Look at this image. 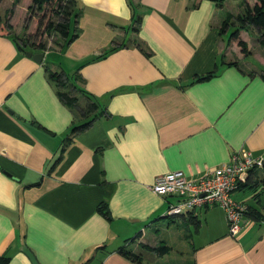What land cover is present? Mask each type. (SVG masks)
<instances>
[{
  "label": "crops",
  "instance_id": "1",
  "mask_svg": "<svg viewBox=\"0 0 264 264\" xmlns=\"http://www.w3.org/2000/svg\"><path fill=\"white\" fill-rule=\"evenodd\" d=\"M21 1L12 34L0 32V257L32 264L27 248L38 264H135L119 254L124 248L141 264L160 259L144 246L172 250L161 222L176 199L154 194L155 178L197 179L239 152L264 159V52L240 32L244 56L220 33L223 14L238 13L240 3L76 0L75 41L21 51L15 37L31 0L19 17ZM29 53L44 55L37 63ZM47 70L64 72L99 108L69 142L80 117L60 101ZM249 178L264 180V172H250L233 193L248 207L236 238L218 207L190 213L196 227L176 217L192 264H264V190Z\"/></svg>",
  "mask_w": 264,
  "mask_h": 264
},
{
  "label": "trees",
  "instance_id": "2",
  "mask_svg": "<svg viewBox=\"0 0 264 264\" xmlns=\"http://www.w3.org/2000/svg\"><path fill=\"white\" fill-rule=\"evenodd\" d=\"M1 1L2 0H0V2ZM75 1L76 0H31V4L27 10L29 12V16L33 17L35 14L42 15V20L38 22L36 33L32 37L36 38L37 36L40 38L41 36L51 38L52 36L56 35L59 39L64 41L60 46H66L75 41L78 37L76 23L79 14L76 11ZM19 2L20 0H12L9 8L4 11L3 16H0V32L6 33L7 35L12 34L10 19L12 18L15 7L19 4ZM240 6L242 8V12L240 14L235 16L230 13L227 14L226 19L221 23L220 33L224 34L231 27L236 26V28L230 32L228 41L236 42V45L240 49L241 53L244 56H247L249 55L248 46L243 40L240 39L239 33L241 30L248 27L252 28L257 32L259 36L258 44L264 52V0H258L253 5H249L246 0H241ZM47 11H49V18L46 20V24H43V19H45L44 15ZM135 23H138V19L135 20ZM234 23L236 25H234ZM24 30H26V28ZM133 31H137V28L133 27ZM15 40L18 49L21 51L27 48L30 50L37 49L44 51L47 48L46 44L43 42L39 44L31 42L29 36H23L22 38L16 36ZM112 47L116 48L115 42H113ZM47 75L49 80L55 84L57 88V96L59 97L60 101L71 110L75 111L82 119V123L71 128L70 135L67 138V141L69 142L72 136L87 130L91 126L92 122L99 117L100 114L97 112L99 108L94 102H90V99L85 92L76 88L74 82H72L64 72H52L47 70ZM210 76L211 74H207L203 77L196 78V80H206ZM261 77L264 79V74H262ZM80 96L84 97V106L79 104ZM248 182L254 186H259L262 184V189L264 190L263 179H256L253 181L252 178H249ZM98 211L102 212V214L107 217V211H105V208L100 206L98 207ZM168 217L170 218L171 216ZM183 217H187L189 223L193 224L195 227L198 225L197 221L192 217V215L189 214L182 216V218ZM144 247L148 251L153 252L158 256H164L171 251L169 247L163 244H160V246L157 247H150L147 245ZM118 252L120 255L128 258L135 264H141L139 259L140 257L138 255L133 254L124 248H120ZM8 262V257H0V264H8Z\"/></svg>",
  "mask_w": 264,
  "mask_h": 264
},
{
  "label": "built area",
  "instance_id": "3",
  "mask_svg": "<svg viewBox=\"0 0 264 264\" xmlns=\"http://www.w3.org/2000/svg\"><path fill=\"white\" fill-rule=\"evenodd\" d=\"M264 159L249 153H234L229 162L197 179L182 172H171L155 178L151 190L159 197L176 199L168 207V216H185L203 208L218 207L224 214L228 235L236 238L242 231V219L248 207L233 199L245 177L255 169L263 168Z\"/></svg>",
  "mask_w": 264,
  "mask_h": 264
},
{
  "label": "rangeland",
  "instance_id": "4",
  "mask_svg": "<svg viewBox=\"0 0 264 264\" xmlns=\"http://www.w3.org/2000/svg\"><path fill=\"white\" fill-rule=\"evenodd\" d=\"M27 2H28V0H22L21 1V5H20V7L18 9L19 11L17 13L19 15V17L22 16L21 9H20L21 6L27 5ZM236 2L237 3L239 2L241 4V0H237ZM239 7H240V9L236 8L238 13L234 12V16L237 14H240L242 12L241 6H239ZM3 13H4L3 8L0 7V16H3ZM227 14L228 13L223 14L224 18L222 21H224L226 19ZM35 15L33 17L32 16L30 17L29 12L27 13L26 18L23 19L22 24H21L23 29L19 33V38H22L23 36H29L31 42H35L37 44L43 42L44 44H46L47 47L48 46H51V48L55 47V41L58 38L56 35L52 36L53 38L52 37L51 38L41 37V36H40V38L37 36H36V38L32 37L36 33L38 22L40 20H42L41 14L36 15V16ZM16 18H18V16H16ZM44 18L45 19H43L44 20L43 24H46V20L49 18V11H47L45 13ZM31 24L35 25V27L33 29H31V27H30ZM234 25H236V24L234 23ZM25 28H26V30H24ZM235 28H236V26L231 27L229 30L226 31L225 34H230V32H232ZM240 32H243L246 34L248 42H249V46H250L252 51L258 49V45L256 43H258L259 36L254 29L248 27L246 29L241 30ZM231 42H233V44L236 45V42H234V41H231ZM228 43H229V41H228ZM57 44H59V43H57ZM233 46L234 45H232V44L231 45L228 44L226 47V51L230 53V60H233V59L236 60L238 52H239V51L238 52L235 51V53H234L233 52V48H234ZM246 62L252 63L254 66H258L256 61L252 60L250 58L247 59ZM53 64L54 63L51 61V59L48 58L47 59V66L49 68H52ZM57 71L61 72L60 70H57ZM80 123H82L81 117H80V122L77 123L76 125H78ZM255 172H257V174L260 175L261 172H263V171H262V169L257 168V169H255ZM177 219L178 218L174 217V218H165L162 220L161 223L163 225L162 227L164 228V232L161 233V236H163L165 238V242L167 241L168 245L172 247V250L168 254H166L164 256H160L159 257L160 259H155V261L151 260V262H149V264H192V262H193L192 261V253H191V250L189 247V240L184 241L182 239V237H184L186 231L182 225L176 226V224L179 223V221ZM166 228H167V230H166ZM179 235H181L182 237L177 238ZM158 246H160V244ZM143 254L146 255L147 252L144 251ZM145 264H148V260L146 261Z\"/></svg>",
  "mask_w": 264,
  "mask_h": 264
},
{
  "label": "water",
  "instance_id": "5",
  "mask_svg": "<svg viewBox=\"0 0 264 264\" xmlns=\"http://www.w3.org/2000/svg\"><path fill=\"white\" fill-rule=\"evenodd\" d=\"M44 53H38V54H32L29 53L27 55L28 58H31L32 60H34L37 63H40L42 58H43ZM23 253L29 258V260L31 261L32 264H38L35 260V258L33 257V255L29 252V250L27 248H22Z\"/></svg>",
  "mask_w": 264,
  "mask_h": 264
}]
</instances>
